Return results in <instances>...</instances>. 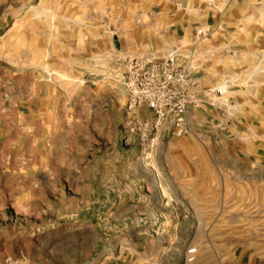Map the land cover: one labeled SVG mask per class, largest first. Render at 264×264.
I'll use <instances>...</instances> for the list:
<instances>
[{"label": "crops", "instance_id": "crops-1", "mask_svg": "<svg viewBox=\"0 0 264 264\" xmlns=\"http://www.w3.org/2000/svg\"><path fill=\"white\" fill-rule=\"evenodd\" d=\"M118 4L115 0L112 7ZM121 4L140 14L125 21L124 58L161 56L191 44L195 26L206 27L210 37L197 46L201 54L196 66L206 87H225L230 108L199 112L191 119L196 133L165 140L149 163L136 139L125 141V91L122 74L113 65L119 51H110V65L103 64V49L112 43L103 38L96 19L78 18L70 28L71 19L63 18L60 39L55 40L53 24L33 16L36 0H0V41L6 47L12 41L26 43L33 33L44 34L35 51L22 50L20 56L46 60L37 93L2 87L0 76V121L46 123L47 169L65 170L73 152L81 156L84 184L94 187L90 199L104 211L98 215L108 219L107 230L121 234L103 241L94 264H183L173 252L195 215L189 203L207 201L192 192L213 185L214 156L223 170L244 175L245 181H264V0ZM2 55L15 53L0 50ZM73 75L79 82H70ZM139 114L153 116L147 108ZM219 121L224 130L208 128ZM0 130V138L21 137ZM239 264H264V252L255 250Z\"/></svg>", "mask_w": 264, "mask_h": 264}, {"label": "rangeland", "instance_id": "rangeland-1", "mask_svg": "<svg viewBox=\"0 0 264 264\" xmlns=\"http://www.w3.org/2000/svg\"><path fill=\"white\" fill-rule=\"evenodd\" d=\"M116 1L117 9L112 7L115 0H36L38 9L33 16L39 23L53 24L55 40L60 39L63 18L71 19L70 28L76 27L73 21L78 18H95L103 38L112 43L103 49L102 62L110 65V51L118 50L113 64L117 69L127 52L125 21L136 20L140 14L121 4L126 0ZM42 36L36 32L26 43L12 41L6 47L0 41V50L15 53L0 56L2 87L37 93L46 60L20 54L35 51L37 38ZM54 61L61 62V58ZM70 82L79 80L73 75ZM126 122L125 115L124 135ZM1 128L21 137L0 138V264H94L103 241L121 234L107 230L111 224L98 215L104 211L90 199L94 187L84 184L81 156L73 152L65 170L47 169L46 123L6 118V122L0 121ZM214 160L213 185L192 192L207 196V201L189 203L195 215L190 218L189 231L179 234L183 241L173 252L176 258H183V264L184 253L191 246L198 252L195 264H239L255 250L264 252V181H245L244 175L220 168L216 156Z\"/></svg>", "mask_w": 264, "mask_h": 264}, {"label": "built area", "instance_id": "built-area-1", "mask_svg": "<svg viewBox=\"0 0 264 264\" xmlns=\"http://www.w3.org/2000/svg\"><path fill=\"white\" fill-rule=\"evenodd\" d=\"M210 37L202 25L194 27L191 44L169 50L161 56L125 57L118 69L125 91V141L136 139L141 157L152 162L156 149L165 141L194 135L191 119L208 108L222 110L228 106L223 85L206 87L196 62L197 46ZM147 108L152 117L142 118L139 111ZM221 121L210 130H224ZM160 191L162 186L159 184ZM197 248L189 247L186 262L195 263Z\"/></svg>", "mask_w": 264, "mask_h": 264}]
</instances>
